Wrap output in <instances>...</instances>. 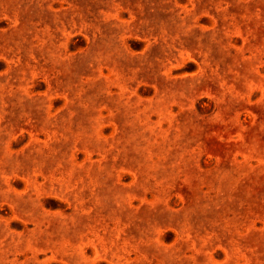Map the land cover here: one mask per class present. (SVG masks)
Masks as SVG:
<instances>
[{
	"label": "rangeland",
	"instance_id": "obj_1",
	"mask_svg": "<svg viewBox=\"0 0 264 264\" xmlns=\"http://www.w3.org/2000/svg\"><path fill=\"white\" fill-rule=\"evenodd\" d=\"M0 264H264V0H0Z\"/></svg>",
	"mask_w": 264,
	"mask_h": 264
}]
</instances>
